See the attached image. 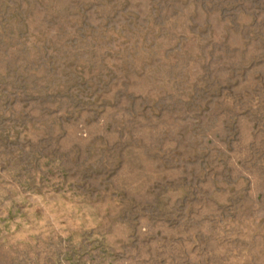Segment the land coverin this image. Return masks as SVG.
<instances>
[{"label": "rangeland", "instance_id": "obj_1", "mask_svg": "<svg viewBox=\"0 0 264 264\" xmlns=\"http://www.w3.org/2000/svg\"><path fill=\"white\" fill-rule=\"evenodd\" d=\"M0 264H264V0H0Z\"/></svg>", "mask_w": 264, "mask_h": 264}]
</instances>
